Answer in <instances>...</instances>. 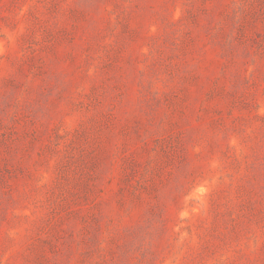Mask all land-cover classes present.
Returning a JSON list of instances; mask_svg holds the SVG:
<instances>
[{
	"label": "rangeland",
	"instance_id": "1",
	"mask_svg": "<svg viewBox=\"0 0 264 264\" xmlns=\"http://www.w3.org/2000/svg\"><path fill=\"white\" fill-rule=\"evenodd\" d=\"M0 264H264V0H0Z\"/></svg>",
	"mask_w": 264,
	"mask_h": 264
}]
</instances>
